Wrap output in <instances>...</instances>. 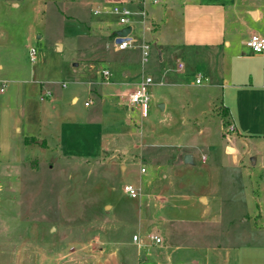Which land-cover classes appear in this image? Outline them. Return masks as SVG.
<instances>
[{
    "label": "rangeland",
    "instance_id": "1",
    "mask_svg": "<svg viewBox=\"0 0 264 264\" xmlns=\"http://www.w3.org/2000/svg\"><path fill=\"white\" fill-rule=\"evenodd\" d=\"M97 5V0H0V80L6 82L0 100L11 101L13 118L21 114L16 96L25 87L30 93L28 111L38 104L47 106L54 115L56 137L62 122L66 134L71 131L69 121L81 124L90 117H99L97 125L104 133L99 143L92 130L97 125L88 127L89 138L82 135L84 127L76 129L78 141L69 138L64 143L76 157L67 159L54 139L47 140L50 148L40 150L11 130L10 150L0 151V264H224L214 251L217 245L263 243L264 232L257 231L262 221H256V215L264 212V202L256 203L253 197L264 198V171L246 168L250 153L232 134L221 107L210 104L203 90L209 79L201 75V85H195L197 70L189 56L184 58L185 67L193 71L185 87L179 92L153 85L151 77L149 90L158 96L169 90L175 97L168 99L164 111L153 103L140 118L129 110L124 96L136 87L124 83L133 74L119 85V78L105 79L100 73V61L106 57L102 55H112L111 47L106 48V40L113 45L109 33L122 26L111 13L95 14ZM113 5L121 4L107 8ZM99 21L110 29L100 28ZM172 30L162 27L167 42L178 36ZM139 34L140 26L133 24L130 48L140 43ZM29 48L35 50L32 60ZM130 48L124 52H133ZM134 52L139 55V49ZM148 64L137 80L149 73ZM170 65L173 68L175 60ZM41 85L49 90L52 103L38 99L44 91ZM90 86L105 95L114 87L120 96L99 103L88 92ZM180 101L186 102L185 118H180ZM28 111L30 126L33 116ZM132 132L140 148L146 147L141 159L139 148L129 141ZM116 145L125 169L95 161L99 151L103 156ZM178 152L182 156L176 157ZM184 154L191 162H183ZM251 155L254 158L255 151ZM126 183L137 189L136 198L123 192ZM150 234L160 243L149 241Z\"/></svg>",
    "mask_w": 264,
    "mask_h": 264
},
{
    "label": "crops",
    "instance_id": "2",
    "mask_svg": "<svg viewBox=\"0 0 264 264\" xmlns=\"http://www.w3.org/2000/svg\"><path fill=\"white\" fill-rule=\"evenodd\" d=\"M97 3L100 13H109L107 7L113 3L127 6L133 11H137L140 8L145 10L144 28L139 23L138 15H134L130 25L126 26H130V36L133 24L140 26L139 38L141 34H144V39L150 44L147 61L149 63L147 67L149 73L147 75L155 77L153 78L155 79L153 85L171 86L172 89L174 88L181 92L186 85L185 79L194 70H197L196 76L202 75L208 78L209 83L204 86L203 90L209 94L207 98L211 100L210 104L211 102L218 103L226 117L228 127L230 126L232 129V134L236 140L242 142L245 146L244 151L250 153V163L246 168L251 171L255 169L264 171V53L248 56L250 51L245 46V40L252 33L264 37V0H158L156 3H152L150 0H97ZM98 23L101 25L100 28L110 29V24L107 22L101 24L102 22L99 21ZM121 26V28L124 27L123 25ZM164 26L172 27V31L177 32V38L168 40L169 42L162 38L163 36L160 32ZM121 28L110 32L109 37L114 39L115 36H118L117 32ZM112 44V46L109 45L108 40H106V48L110 46L112 55L115 54V56L103 54L102 56L106 55V57L102 59L104 61H100L103 64L102 69L107 68L112 78H119V83L117 82L119 85L133 74L134 78L131 79L134 80L127 79L128 81L124 83H128L127 85L131 88L136 86L139 81L137 80L139 72L140 74L142 73L144 64L140 62V52L139 55L134 52L139 49V43L130 48L133 52H124L129 48L116 50L114 43ZM119 51L123 52L119 54ZM188 56L190 57V63L192 62L194 65L195 69L193 71L185 67L184 58ZM171 59L175 60L173 68L170 65ZM1 69L2 65L0 64ZM9 79L13 82H19V84L24 83V81L13 77ZM189 85H192V82ZM197 85H201V83ZM41 87L43 86L41 85ZM44 88L43 94L41 92L42 95L38 99L43 101L44 98V100L52 103L53 99L49 97V90ZM112 88V92L106 89V95L103 93V89L100 90L93 86H90L88 92L100 103L107 100V98L113 97L115 99L120 96V93L114 92L117 91V88ZM130 91L126 90L124 96H126L129 110L133 111L134 109L127 101V94ZM45 92L48 93V96H44ZM169 93V90H167L163 95L158 96L155 90H150L148 108H151L154 103L160 112L164 111L167 108L166 106H168V99L175 97ZM212 93H215L214 97H211ZM19 94L16 96V98H20L16 110L17 112L21 110V114L18 112L19 116L15 118H13L9 108L11 101L0 100V151L8 152L10 150L9 141L11 130H13L15 134H23L25 143L28 145L35 144L40 150L50 148L47 140L54 139L60 154L67 159L73 158L76 157L75 154L64 144L66 139H79L81 134H79V131H75L79 127H84L85 132L81 131L82 135L84 133V137L89 138L88 127L96 126L100 121L99 117L98 119H95L96 117L84 118L81 124L69 121L66 125L70 126L69 130L71 131L69 133L66 132V134H63L62 122L60 124V133L56 137V134H54L56 131L54 115L48 110V107H39L38 104L35 111L31 109L28 111L29 106L26 102H28L30 93L24 87L23 92ZM72 100L75 101V98H72ZM183 103L180 101L182 111L180 118H185ZM89 105L88 102L84 106L88 107ZM173 106L176 105L174 104ZM27 111L31 112L33 116V123L30 126L27 125V122H30L29 113L26 115ZM97 115L99 116V113ZM99 128V125H97L92 130L96 133L94 134L95 138L97 137L100 143V138L104 136V133L100 132ZM132 135L134 138L129 137V141L132 142L133 147L139 148V159H141V155L143 156L145 152L143 149L146 147L140 148L142 143L139 141L137 144L136 133L132 132ZM111 137L112 135L109 134L108 138ZM62 138L65 140L63 141ZM26 139L31 140L27 141ZM99 149L104 150V148H98V151ZM126 151L124 149L121 152L125 154ZM254 151L255 155H253V158L251 153L253 154ZM100 153L99 151L95 161L102 159L105 168H112L114 164H117L122 169H125V160L117 158L120 155L117 145L112 149L105 150L103 156ZM182 154L178 152V156L175 155L179 157ZM166 169H173V167H167ZM252 174L253 172H251ZM262 181L264 182V179ZM256 182H258L257 178ZM256 186L258 188L259 185L257 184ZM260 187H263V185ZM207 197V195L203 196L205 201ZM200 198L201 196H199ZM253 199L256 203L264 202V198L261 197H253ZM257 220L259 222L262 221L260 226H257V231L264 232V212H258L256 215ZM214 251L223 260L224 264H264V241L259 244H243L239 246L227 245L221 247L217 245L214 247Z\"/></svg>",
    "mask_w": 264,
    "mask_h": 264
},
{
    "label": "built area",
    "instance_id": "3",
    "mask_svg": "<svg viewBox=\"0 0 264 264\" xmlns=\"http://www.w3.org/2000/svg\"><path fill=\"white\" fill-rule=\"evenodd\" d=\"M152 3L158 2V0H150ZM109 13L115 15L119 24L126 26L130 25L131 19L134 15H138L139 23L144 28L146 12L143 8L138 9L137 11H133L124 5H113L111 9L108 10ZM95 14L99 13V10L93 11ZM143 33V32H142ZM144 34H141V40L138 44L139 52H140V62L145 63L148 61L149 58V50L150 44L147 40L143 37ZM116 38H120L118 42H116ZM131 36L128 32L125 35H118L114 38V48L116 50H124L131 47ZM245 46L249 49L250 54L248 56H253L255 54H262L264 53V37L260 36L259 34L252 33L250 34L247 39L245 40ZM35 55L34 48H29L28 56L30 60L33 59ZM180 66V65H179ZM103 78H107L109 76L108 69H102L100 71ZM201 75H197L194 78V82L196 84H200L201 82ZM152 85V78L150 75L141 76L140 80L136 84L135 89L131 90L127 94V101L129 105L138 113L140 118H144L147 114V107L150 102V90L149 86ZM6 88V82L4 80H0V94L4 92ZM40 99H42L40 97ZM88 102H84V105H87ZM204 157H202L203 161ZM144 169L141 167L140 172H143ZM122 190L131 198H136L138 196L137 189L129 183L123 184ZM149 241L154 243H160V238L154 234L148 235ZM133 241H137V236H132Z\"/></svg>",
    "mask_w": 264,
    "mask_h": 264
},
{
    "label": "water",
    "instance_id": "4",
    "mask_svg": "<svg viewBox=\"0 0 264 264\" xmlns=\"http://www.w3.org/2000/svg\"><path fill=\"white\" fill-rule=\"evenodd\" d=\"M129 30H130V26H124L123 28H121L118 32H117V34L118 35H125V34H127L128 32H129ZM119 39L120 38H116V42H118L119 41ZM160 108V107H159ZM183 162L184 163H189V162H191V156L189 155V154H184L183 155Z\"/></svg>",
    "mask_w": 264,
    "mask_h": 264
}]
</instances>
